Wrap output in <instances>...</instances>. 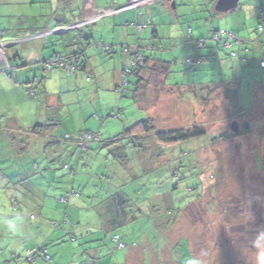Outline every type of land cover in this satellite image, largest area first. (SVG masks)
Segmentation results:
<instances>
[{"label":"rangeland","instance_id":"1","mask_svg":"<svg viewBox=\"0 0 264 264\" xmlns=\"http://www.w3.org/2000/svg\"><path fill=\"white\" fill-rule=\"evenodd\" d=\"M93 1L101 13L94 12L90 3L82 11L88 18L75 25L82 28L61 35L77 39L81 31L96 43L89 48L84 38L79 39L88 62L86 74H68L60 68L51 72L38 66L37 80L52 74L44 87L60 105L49 107V102L46 110L40 108L41 80L30 85L34 97L25 90L32 99H27V112L21 103L26 128L15 132L17 139L10 135L14 128L6 129L5 120L1 122L0 264H27V253L41 244L47 246L51 261L35 264H130L126 262L130 251L136 254L131 264H262L264 71L259 62L264 59V40H256L254 28L256 6L264 0H239L236 10L222 14L213 12L216 0H175L173 9L172 0H160L139 10V22L145 17V24L151 20L157 28L155 38L151 27L145 29L139 36L144 37L141 44L153 47L148 54L169 62L171 68L163 86L161 77L155 75L159 66L149 64L150 69L142 74L146 89L136 96L132 85L121 94L115 89L120 86L117 76L113 81L114 67L119 71L120 62L128 56L122 47L132 45L120 42L117 31L131 26L136 32L135 12L104 17L102 10L128 2L135 5L139 0ZM82 4L83 0H0V32L70 27ZM211 29L231 31L247 42L230 50L212 51L210 43L196 50L190 38H204ZM8 33L4 40H11ZM111 45L118 53L105 51ZM254 45L260 47L251 51ZM11 48H6L10 62ZM208 53H215L209 62L194 72L184 70L186 59ZM1 74L8 78V72ZM134 82L130 79L129 83ZM231 85L236 88L231 90ZM210 86L221 90L212 88L209 96L205 89ZM224 88L229 89L225 95ZM8 95L0 96V108L5 109ZM36 116L44 120L34 121ZM147 117L154 120L157 131L197 126L205 135L172 147L155 145L153 154H164L158 159L152 153L134 151L120 138L124 130ZM233 124L237 134L231 130ZM36 125L49 126L48 136L26 135ZM88 131L99 133L88 150L77 148L69 139ZM8 139L21 142L22 147L30 141L25 154L16 156L19 148L15 151ZM27 177L33 186L19 183ZM9 179L13 186H4ZM72 190L79 197L60 200ZM100 205L104 206L98 215L91 207ZM128 207L135 210V216L147 219L148 230L137 223L114 225L123 222ZM108 221L115 223L107 227ZM113 235L122 239L124 249H115ZM91 257L94 263L89 262Z\"/></svg>","mask_w":264,"mask_h":264},{"label":"trees","instance_id":"2","mask_svg":"<svg viewBox=\"0 0 264 264\" xmlns=\"http://www.w3.org/2000/svg\"><path fill=\"white\" fill-rule=\"evenodd\" d=\"M123 9L124 8L116 7V11H118V12L127 11V9L131 10L132 8H125L124 10ZM139 10H141V9H135L136 12H138ZM255 13H256L255 17H256L257 25L254 28V33L256 35V40L258 42H260L261 40H264V36H260L261 34L258 33V26L261 24V21H262L261 15L264 16V4L258 6L256 8V12ZM138 14H140V12L137 13V15ZM61 27H63V26H61ZM221 30H223V29H217V30L216 29H211V30L208 31L206 37H204V38L198 37V39H196V40H193L192 38H190V40H192V42H190V41L189 42L191 44L193 43L195 49L199 50V51H201L203 48H206V44H208V43H210L209 45H213L216 48H219V50H230L234 45H235V47L240 48L243 45H245V43L247 42V41H244L243 43H239L236 40H230V41H228L229 44H230L229 47L225 46V44H224L225 42L223 40L219 41V42H215L213 40V35L215 34V32L221 31ZM79 32H80V34H77V35L81 39L84 35L81 34V31H79ZM226 32L234 34L236 36V38H240L238 36V34H235V33L231 32V31H226ZM152 37H155V35L153 34ZM240 39H242V38H240ZM199 40L204 42L203 46L201 48H198L197 44H196V42L199 41ZM242 40H244V39H242ZM99 42L101 44V41H99ZM95 44L96 43H91V41L87 40V43L85 44V47H89L90 48V47H93ZM137 45L138 44H132L130 46H123L122 47V52L124 54H127L130 58H129L128 65L125 66L122 69V71H121V79H120V82H119L120 86L118 85V86L115 87V89H117L121 94H126L130 85H132L134 87L135 96L137 94H139V91H144L146 89V87L144 89V87H143L144 85H142V80H140V75H142L145 70L150 69L149 64H151V63L155 64L156 66H159L160 70L157 72V75H160L162 79L164 77L167 78V75L170 74L171 65H170L169 62H164L162 60L154 59L155 57L152 54H148V51H152L153 47H151L149 45H144V46H137ZM135 46L138 47V49H134ZM108 47H109L108 49L105 47V51L106 52L110 53L111 55L118 53V50H116L114 45H111V46H108ZM124 49H125V51H124ZM83 50H84V48H83ZM83 50L81 52L75 54V55H69V56L60 55L61 57L65 58V59H67V58L69 59V58L74 57V59L77 60V63L75 64V70L73 72H79V71L80 72H84L85 71L84 70L85 69V66H84L85 60H83L85 54H84ZM54 55L55 54H53L51 56H54ZM232 55L234 56V55H236V53L235 54L233 53ZM237 55H238V53H237ZM263 60L264 59H261L260 62L263 61ZM207 62H209V58L207 57V55L188 58V59H186V61L184 63V70L187 71V72H194L196 70L197 66H199L202 63H207ZM260 62H259V68L264 71V68H262L260 66ZM130 79H133V81H135V82L134 83H129ZM123 83H126V85H124ZM143 83L145 84V81H143ZM26 87H27V89L29 88L28 86H26ZM161 87H162V85H161ZM231 87H234V88H230L231 90H234L236 88L235 85H231ZM212 88H214V90L215 89L217 90L219 88L221 89V87H219V86H210V87L205 89L207 91V95H209V96L211 95L210 94V92H211L210 89H212ZM227 90H229V89H227ZM227 90L225 88L222 89L224 95L226 94ZM30 91L31 90H28V92H30ZM33 95H34V92H33ZM122 96L123 95H121V97ZM145 99H146V95H145ZM201 99H203V97H201ZM95 116L98 119V116L97 115H95ZM116 117H118V116H116ZM48 127L49 126H37L36 125V126H34L32 128L30 133H34V134H37L39 136H42V135L48 136L47 135V128ZM247 127L248 126L245 125V129H248ZM42 128L45 130L43 134H42V131L40 130ZM39 132H41V133L38 134ZM85 133L98 136V138H99V133L98 132H89V131L88 132H81V133L75 135V138L71 137V136L69 137V139L73 140V143H75L77 148H80L82 150H88L89 147L93 143L96 142V140H95L94 142H92L87 147H83V145L81 144L80 138ZM204 135H205V131L202 128L197 127V126H194V127H191V128H186V129L178 128V129L167 130V131H165V130L157 131L155 129L154 120H152L151 118H146L145 120L137 122L134 126L128 128L127 130H124L121 133V137L120 138H122L123 140H126L127 144H129L130 147L134 151L140 152L142 150L141 152L142 153L145 152L146 155H149V154L152 153L153 156L155 155L159 159L164 154H163V152L159 153L157 155L153 154L152 148L156 147L155 145L165 146V147H169V146L172 147V146H176L178 144L187 143L189 141H192V140L197 139L199 137H202ZM115 159L119 160V162H123L122 161L123 159L122 158H120V159L118 158L117 159V156L115 157ZM142 163L144 164V162H142ZM145 165H146V163H145ZM0 167H2V166H0ZM66 167L67 166L64 165V169H66ZM15 169H17V168H15ZM36 169H37V173H39L41 171L39 169V167L36 168ZM0 171H2V170L0 169ZM22 171H26V169H23ZM28 180H29V177H27L26 179H21L19 181V183L20 182L21 183L24 182V183H29L30 185H32L31 181L29 182ZM6 185H8V187H11V185L13 186L12 181L10 179L7 180V183H5L4 186H6ZM4 186H2V187H4ZM30 190H27L26 193L30 194ZM72 195H75L76 197H79V192H74V190L69 191L66 194H62L60 196V200L62 199L63 201H68L69 198ZM13 200H15V198L13 199V197H12L11 201H12V203L15 204L16 201H13ZM60 204H65V203L63 202V203H60ZM115 205L117 207L118 206V202H116ZM103 206L100 205V206H98V208H96V207L92 208L91 207V209H93V211L97 212L98 215H100L102 210H103ZM104 210H105V207H104ZM134 211L135 210L132 207H128L127 212H126V213H128V215L123 217L124 218L123 222H122V220L121 221L118 220L117 223H119V224H117L114 221H108V222H106V226L107 227L108 226L111 227L112 226L111 222H114L115 223L114 225H121V224H127V223H137L136 225L139 224L140 227L144 226L146 228V230H148L150 228V226L146 227V225H148L147 219L145 217L135 216ZM153 211H155V210L152 209V212ZM133 214H134V216H133ZM145 215H147V214H145ZM148 217H150V216H148ZM141 218H144L145 221L142 222ZM161 221H162V219H161ZM151 222L153 223V220H151ZM158 223L160 225V222H158ZM70 239L72 241L75 240L73 237H71ZM146 239H148V238H146ZM112 242L115 243V249H117V250H122L126 246L119 236L113 235ZM119 245H121V247H119ZM132 245L134 246V243ZM30 252H32L33 254L30 256L27 253L26 258H25V262L27 264H35V263H38V262L43 261V260H44V262H50L51 261V257L48 255L47 246L45 244H41L39 246H34L33 248L30 249ZM46 256H48L49 259H47ZM94 261H95V259H93V257H92L89 262L90 263H94Z\"/></svg>","mask_w":264,"mask_h":264},{"label":"crops","instance_id":"3","mask_svg":"<svg viewBox=\"0 0 264 264\" xmlns=\"http://www.w3.org/2000/svg\"><path fill=\"white\" fill-rule=\"evenodd\" d=\"M162 1H165V0H162ZM162 1H160L159 3H161ZM172 2L175 3V0L174 1L172 0ZM172 2L170 4L171 6H172ZM90 3L92 5H94V7H95V2L93 0H83L82 9L78 13V15L80 17L83 15L84 9L86 8L85 6L89 5ZM157 3L158 2L148 4V5H142V6L135 8V9H142L144 7H150L151 5L157 4ZM258 6H260V5H258ZM258 6H256V8ZM135 9H131V10L127 9V11L118 12V11H116L115 8L114 9L113 8H106V9L102 10L103 11L102 13L104 14L103 15L104 17H107V16L116 17V16L123 15V13L135 12L136 17H135L134 24H136V32L134 30V27H131V26L128 28H122V29H119V32L117 31L118 38L122 39V41H120V42H123V43L131 42L129 44H138L137 46H141V45L144 46L143 44H141V40H143L142 38H144V37L140 38L139 36L140 35L143 36V31H145V29H148L149 27H151L152 35L154 34L156 37L157 28L153 25L151 20H148L147 24H145V22H144L145 17L141 18V22H139L140 19H139L138 15H140V14L137 15V13H139V11L136 12ZM94 12H97L96 7H95ZM85 13H86V11H85ZM97 13H101V12H97ZM94 14H96V13H94ZM87 18H88V15L85 14V15H83L82 19L84 20ZM91 20H92V18H91ZM141 25H143V26H141ZM256 25H257V21H256ZM57 28L58 27H56V28L50 27V30L54 31V29H57ZM23 29H25V28H23ZM8 30L9 31L0 32L1 33L0 36H2L5 32H10L8 34H10L11 36H18L19 34L26 33L27 31L31 32L34 30H44V28H42V29L30 28L27 31H20V30L17 31V29H13V30L8 29ZM83 37H84V40L86 39L85 40V44H86L88 37H85V36H83ZM155 37H153V38H155ZM77 39L73 35L68 36L65 39V38H62L61 36L52 35L51 33H49L46 37L32 39V40H28L24 43H18V44L13 45L14 48H11L8 51V56H10V59H12L11 62L9 61V59L6 55L7 49L4 51V58H2V54H0V72L7 73L6 72L7 70H5V68H2L3 64L5 67L8 63V65L12 69L11 71L8 72V74H10V76H7L8 78H5V76H3V74H1V76H0V96L2 95V93L6 94L7 92H10V95L7 96L9 101L7 100V102L5 104V106H6L5 109L0 108V125H1L2 120H5V122H2V124H7L6 129H10L11 127L14 128V131L11 130V133H10V135L14 134V136H11L12 138L14 137V139H17L15 137V132L18 130V132L20 133V132H22L21 130L23 128H26V127H24V126H26L25 125L26 119H25L24 113L22 112L23 106L21 107V103L25 106V111H26L28 109L27 103L29 102L27 99H32L30 97L35 96V95H33V96H30L29 98L26 96V94H25V90L27 89L26 86H28L29 87L28 90H30L31 83L38 84V81L42 80L41 81L42 90L40 91V93H39L40 96L38 97L39 98L38 101L40 102V108L43 110H46L47 106L50 104H51V106H49V107H52V106L57 107L60 105L56 99H54L53 101L50 99V96L47 95L46 89L44 87L45 81L47 82L49 80V78L53 77L52 74L48 79H45V78L41 79L40 78L39 80H37L36 79L37 67L40 65H41L40 67H42L43 66L42 62L46 61L53 54H60L63 56H69V55H75V54L81 52L83 50V44L79 40L80 39L79 36L77 37ZM85 44H84V46H85ZM258 47H260V46L259 45L252 46L251 51H253V49L257 50ZM209 48H211L212 51L213 50L219 51V48H216L215 46H212V45ZM260 51H261V49H260ZM96 52L98 54L101 53L100 50H96ZM206 55L210 61L211 57L214 56L215 53H208ZM129 58L130 57L127 56V58L122 59V61L120 62V70L119 71H117L118 69H116V67H114V69H113V74H114L113 75V81H115L114 76H117L116 81H118V82L120 81L121 71L125 66L128 65ZM83 60H85V64H84V66H85L84 70L85 71L81 72V73L85 75L86 71H87V64H88L87 59H86V55L84 56ZM13 63H14V65H13ZM15 66H17L19 68H17L15 70L13 68ZM155 75H157V73ZM157 76H158V78L161 77L160 75H157ZM7 79H9V80H7ZM140 80H142V85H144L143 81L145 80V78L142 75H140ZM166 80H167L166 77H164L163 79L161 78L163 86H164ZM10 83H12V84H10ZM5 87L8 89H6ZM220 92H222V91H220ZM52 96L54 97V95H52ZM48 98L50 100H48ZM142 99H144V98L142 97ZM49 102H50V104H49ZM54 102H55V104H54ZM14 108H16V109H14ZM147 118H149V117H147ZM35 120H37L38 122H41L44 120V118H43V116H36L34 118V121ZM48 123H50V122H48ZM37 126H39V125H37ZM24 132H26V131H23V133ZM28 133L29 134H26V135H30L31 138H34L37 136V134L30 133V132H28ZM3 134H5V132ZM10 135H8L7 137H9ZM8 140L10 142V145H14L15 151L19 148L20 151L19 150L17 151L18 154L16 156L25 154V152L27 150L26 148H28V146L30 144V141H27L25 146L22 147V145L20 144L21 142H16V141H13L12 139H8ZM12 159H13V157H12ZM1 166L3 167V165H1ZM146 240L151 241L148 239H146ZM90 255L93 256L92 254H90ZM135 255H136L135 251H130L126 257V262L129 261L128 263L131 264L133 262L132 256H135ZM97 263L99 264L100 262H97Z\"/></svg>","mask_w":264,"mask_h":264},{"label":"built area","instance_id":"4","mask_svg":"<svg viewBox=\"0 0 264 264\" xmlns=\"http://www.w3.org/2000/svg\"><path fill=\"white\" fill-rule=\"evenodd\" d=\"M152 1H154V0H152ZM134 3H135V5H129L127 8L135 9V8L141 6V5L152 4V3H150V0H139V1H137V3L136 2H134ZM261 19H262L261 24L258 26V33L261 34L260 36H264V16L263 15H261ZM81 21H84V20L81 19ZM75 25H76V23L72 24L70 26V28L72 27L73 29H75L76 28ZM80 25L83 26L84 24H80ZM67 27H58L57 29L67 28ZM81 28L82 27L77 28V29L79 30ZM48 34L49 33L45 32V29L44 30H34V31H31V32L27 31L26 33L19 34L18 36H11L10 35L11 40H4L3 36H5V35L3 34L2 36H0V54H2V58H4V51L6 50L7 46L18 44V43H24V42H26L28 40H32V39L43 38V37H46ZM213 40L215 42H219V41L223 40L225 42L224 44H225L226 47L230 46V44L228 42L230 40H236L239 43H243L245 41V40H242L240 38H236V36L234 34L227 33L224 30L215 32V34L213 35ZM189 41L192 42V40H189ZM203 43H204L203 41H200V40L197 41L196 42L197 47L201 48L203 46ZM106 48L108 49L109 47L106 46ZM125 49H124V51H125ZM134 49H138V47L135 46ZM76 63H77V60L74 59V57L69 58V59L68 58L65 59V58L61 57L60 55H56L55 54L49 60L43 61L42 65H43L44 69H46L48 71H51V70H53L55 68H60V69L65 70L68 74H71L75 70V64ZM6 66H7V68H5V70H7V72L12 70L11 67L8 65V63H7ZM260 66L262 68H264V60L260 62ZM8 76H10V74H8ZM123 84L126 85V83H123ZM30 95L33 96V92L32 91L30 92ZM97 138H98V136L85 133L80 138V141H81V144L83 145V147H87L92 142L97 140ZM119 247H121V245H119ZM28 254L31 256L33 253L29 251ZM46 258L49 259L48 256H46Z\"/></svg>","mask_w":264,"mask_h":264},{"label":"water","instance_id":"5","mask_svg":"<svg viewBox=\"0 0 264 264\" xmlns=\"http://www.w3.org/2000/svg\"><path fill=\"white\" fill-rule=\"evenodd\" d=\"M57 1H64V0H57ZM158 1H160V0H156V1L154 0V1H152V3H155V2H158ZM129 5H131V3L128 2L126 5L122 6L121 8L125 9ZM238 5H239V0H216L214 5H213V12L215 14L229 13V12H232V11L236 10ZM171 8L172 9L175 8V3L174 2H172ZM79 19H82V18L78 15L76 17L74 23H76ZM44 29H45L46 33H51L52 35H58V36H61V35L66 34V33H69V31H77L78 30L77 28L73 29L72 27L71 28L70 27L60 28V29H57L55 31H50V27H47V28H44ZM11 46H13V45H9V46H7V48L11 47ZM236 127H237L236 124H233L231 126V130L235 134H237V128Z\"/></svg>","mask_w":264,"mask_h":264},{"label":"clouds","instance_id":"6","mask_svg":"<svg viewBox=\"0 0 264 264\" xmlns=\"http://www.w3.org/2000/svg\"><path fill=\"white\" fill-rule=\"evenodd\" d=\"M52 71V70H51ZM262 264H264V262H262Z\"/></svg>","mask_w":264,"mask_h":264}]
</instances>
